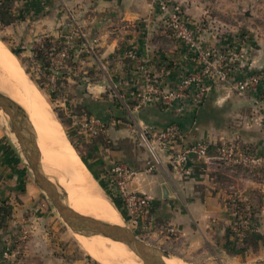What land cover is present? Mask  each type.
<instances>
[{
    "label": "crops",
    "instance_id": "obj_1",
    "mask_svg": "<svg viewBox=\"0 0 264 264\" xmlns=\"http://www.w3.org/2000/svg\"><path fill=\"white\" fill-rule=\"evenodd\" d=\"M161 1L0 0L2 36L33 58V50L44 43L48 50L58 49L77 27L83 41L60 64L57 76L65 98L80 103L78 111H62L61 119L86 170L123 206L107 173L113 164L134 169L130 189L149 200L140 229L185 258L196 257L199 264H264V171L213 158L223 145L264 155V30L244 27L221 39L224 30L197 27L204 18L200 7L168 0L181 7L197 37L201 34V45L219 50L229 44L237 58L229 65L228 83L203 81L207 91L199 104L193 88L171 106L144 101L146 73L159 90H174L182 77L199 69L194 52L173 36L158 7ZM45 62L55 68L51 57ZM254 74L261 78L258 87L237 94L233 83ZM84 119L97 120L102 128L89 135L81 128ZM131 124L149 139L157 161ZM168 127L178 134L171 144L157 145L155 135ZM198 143L209 147L208 159L189 153L185 164H173L174 153ZM28 185L20 157L0 127V264H93L75 245L43 231L30 215L25 220ZM231 195L246 200L256 213L255 230L243 244L231 232L236 223L227 204Z\"/></svg>",
    "mask_w": 264,
    "mask_h": 264
},
{
    "label": "built area",
    "instance_id": "obj_2",
    "mask_svg": "<svg viewBox=\"0 0 264 264\" xmlns=\"http://www.w3.org/2000/svg\"><path fill=\"white\" fill-rule=\"evenodd\" d=\"M158 7L162 12L166 13L167 22L175 39L196 55L199 69L192 74L182 77L178 88L174 90H159L155 87L152 77L146 73L144 76L146 86L141 97L144 101L158 100L164 106H171L183 100L190 88H193L195 103L199 104L207 91L203 82L204 80L209 79L211 82L228 83L229 65L236 60V52L229 44L219 50L201 45L196 33L189 28L187 21L184 19L179 5L170 3L168 0H162ZM78 41H83V36L81 31L75 27L72 35L66 38L58 49H50L47 53V56L52 58L55 68L53 69L48 64H46L47 67H44L41 63H36L39 73L49 74L51 77L57 76L60 64L67 62L72 57ZM127 55L128 57L135 58L133 52H128ZM260 80V76L254 74L245 81L233 83L232 87L237 94L242 95L247 90L257 88ZM262 119L264 120V115H262ZM81 124V128L89 135H94L95 130L102 128L97 120L84 119L81 121ZM177 134L178 129L176 127H168L155 135V143L159 146L169 145ZM140 136L145 142L143 144L149 149L152 160L157 161L154 147L150 146L149 139H147L142 131H140ZM189 153L207 159L210 157L209 147L198 143L174 153L172 156L173 164L175 166L185 164ZM213 155H215L213 158L216 161L226 166L238 167L247 171H264V155L262 154L255 155L245 149L237 150L231 145H223L217 147ZM136 175L137 173L134 169L123 164H113L107 173L109 182L116 191L115 198L122 202L132 223L138 225L140 218L147 212L149 200L145 194L130 189V185L136 178ZM227 204L236 219L231 232L237 241L242 242L244 238L255 230L253 210L246 200H240L236 195L229 196ZM7 256L8 253H3L4 258Z\"/></svg>",
    "mask_w": 264,
    "mask_h": 264
},
{
    "label": "bare ground",
    "instance_id": "obj_3",
    "mask_svg": "<svg viewBox=\"0 0 264 264\" xmlns=\"http://www.w3.org/2000/svg\"><path fill=\"white\" fill-rule=\"evenodd\" d=\"M0 93L22 108L24 122L35 140L39 171L61 193L62 203L78 214L121 226V221L114 220L116 209L73 153L49 104L1 41ZM72 230L87 255L98 264H141L135 253L123 243ZM163 263L187 264L175 257L164 258Z\"/></svg>",
    "mask_w": 264,
    "mask_h": 264
},
{
    "label": "rangeland",
    "instance_id": "obj_4",
    "mask_svg": "<svg viewBox=\"0 0 264 264\" xmlns=\"http://www.w3.org/2000/svg\"><path fill=\"white\" fill-rule=\"evenodd\" d=\"M183 1V2H182ZM179 3H183L187 6H196L200 7L203 11L202 21H199L200 24L197 27H211V29H216V27L224 30L221 39L225 35H233V33H239V29L247 28H259L260 30H264V0H182ZM180 7V6H179ZM181 8V7H180ZM183 13V12H182ZM189 26V25H188ZM190 28V27H189ZM191 29V28H190ZM209 29V31H211ZM193 30V29H192ZM2 31L4 28L0 25V41L4 43L7 49L17 58L19 64L29 77L32 83L36 86V88L41 92L46 102L49 104L51 111L55 115L56 119L59 121L63 133L72 148L73 153L78 156V152L75 147V143L70 138V133L67 131V125L63 123L61 119L62 111H78V107L80 103L74 99L67 100L66 95L61 89L62 80L60 76L51 77L49 74H41L36 68V63H40V61L35 60V58H30L27 56H23L21 52L14 50L6 38L2 36ZM194 31V30H193ZM195 32V31H194ZM237 37V36H236ZM198 39L201 38V34L198 35ZM231 36L228 37V39ZM225 39V38H224ZM201 44L203 41L200 39ZM228 41H224L227 43ZM204 44V43H203ZM206 47V46H205ZM210 48V47H209ZM120 106V105H119ZM119 111H122V108H119ZM17 119L20 120L18 116ZM73 120V119H72ZM76 120V118H75ZM74 120V122H75ZM130 123V122H129ZM132 131L134 132V136L137 137L138 141L145 144L144 140L140 136V132L137 131L133 124ZM0 127L3 132L7 134L8 139L14 145L15 150L17 151L18 156L20 157L23 169L28 177L29 185L25 194L27 195L24 200L26 203L23 205L24 218L28 220V216L30 215L33 219L37 220L38 227H40L46 233L50 235L56 233L61 238V241L65 243V245H75L76 249L79 253H83L88 259L92 260L87 253L84 251L81 243L76 237L77 234L72 230L73 227H70L64 220L60 217L56 209L50 203L48 197L45 193L40 189L38 185L35 184L33 175L28 167V164L24 158V155L18 145V142L11 131L9 118L5 113H2L0 109ZM22 133L26 135L23 131ZM150 157H152L151 153H149ZM80 161V157L78 158ZM82 163V161H81ZM83 164V163H82ZM84 166V164H83ZM85 167V166H84ZM86 169V168H85ZM91 178L95 181L96 185L105 192L102 187V181L95 178V176L89 172ZM106 193V192H105ZM107 194V193H106ZM58 195L61 199V193L58 192ZM109 201L114 206L117 212V217L114 220L121 221L123 227L127 228L136 238L141 240L144 244L154 248L160 254H166L172 258L182 259L187 264H199V260L196 257L194 258H185L183 255L173 250L172 245H167L164 242L158 243L154 241L146 231H143L138 225L133 224L127 210L121 206L116 200H113L108 194ZM62 200V199H61ZM68 204V203H67ZM69 206V205H68ZM71 209V207L69 206ZM31 219V220H33ZM77 233H84L83 229H76ZM88 233V232H85ZM247 238H244L241 244L246 241ZM239 242V241H238ZM164 259V258H163ZM162 259V260H163ZM93 264H98L94 260H92ZM142 264V263H141Z\"/></svg>",
    "mask_w": 264,
    "mask_h": 264
},
{
    "label": "water",
    "instance_id": "obj_5",
    "mask_svg": "<svg viewBox=\"0 0 264 264\" xmlns=\"http://www.w3.org/2000/svg\"><path fill=\"white\" fill-rule=\"evenodd\" d=\"M0 109L2 110V113H5L9 118L11 131L13 132L24 155L28 167L33 175L35 184L38 185L45 193L50 203L56 209L64 222H66L70 227H73L75 230L83 229L85 232L99 235L127 245L140 259L142 264H164L162 259L170 256L160 254L154 248L144 244L127 228L119 225H112L92 217L78 214L65 206L58 195L57 188L39 171V159L35 140L31 130L24 122L22 108L9 97L0 93ZM18 116L20 117V120L17 119ZM22 131L26 135H24Z\"/></svg>",
    "mask_w": 264,
    "mask_h": 264
},
{
    "label": "trees",
    "instance_id": "obj_6",
    "mask_svg": "<svg viewBox=\"0 0 264 264\" xmlns=\"http://www.w3.org/2000/svg\"><path fill=\"white\" fill-rule=\"evenodd\" d=\"M48 48L49 45L47 43H44L41 47L35 48L33 50V57L35 60L40 61V63L44 66L47 67L45 60L47 59V53H48ZM253 210V209H252ZM253 217H254V226L256 227V213L253 210Z\"/></svg>",
    "mask_w": 264,
    "mask_h": 264
}]
</instances>
